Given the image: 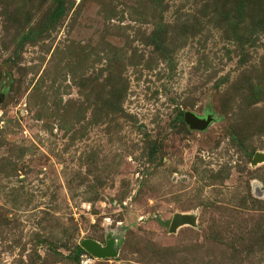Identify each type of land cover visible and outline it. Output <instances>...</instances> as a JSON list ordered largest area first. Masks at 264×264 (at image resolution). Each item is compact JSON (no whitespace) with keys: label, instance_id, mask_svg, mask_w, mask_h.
<instances>
[{"label":"rangeland","instance_id":"rangeland-1","mask_svg":"<svg viewBox=\"0 0 264 264\" xmlns=\"http://www.w3.org/2000/svg\"><path fill=\"white\" fill-rule=\"evenodd\" d=\"M0 98V264H264V0H0Z\"/></svg>","mask_w":264,"mask_h":264},{"label":"water","instance_id":"water-1","mask_svg":"<svg viewBox=\"0 0 264 264\" xmlns=\"http://www.w3.org/2000/svg\"><path fill=\"white\" fill-rule=\"evenodd\" d=\"M1 100V98H0ZM186 124L192 130L204 131L210 123L213 121L212 116L208 115L206 118L197 117L191 112H187L184 115ZM264 160L262 155L256 154L253 158V163L261 162ZM184 224H193V220L190 216L175 215L171 221L170 232H175L176 228ZM82 247L96 257H105L109 255V246L107 248H101L94 241H84Z\"/></svg>","mask_w":264,"mask_h":264},{"label":"trees","instance_id":"trees-1","mask_svg":"<svg viewBox=\"0 0 264 264\" xmlns=\"http://www.w3.org/2000/svg\"><path fill=\"white\" fill-rule=\"evenodd\" d=\"M81 250V249H80Z\"/></svg>","mask_w":264,"mask_h":264}]
</instances>
